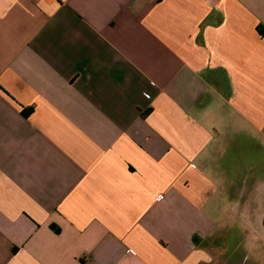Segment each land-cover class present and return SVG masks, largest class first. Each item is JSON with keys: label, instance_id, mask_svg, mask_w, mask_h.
Listing matches in <instances>:
<instances>
[{"label": "crops", "instance_id": "0c3cea01", "mask_svg": "<svg viewBox=\"0 0 264 264\" xmlns=\"http://www.w3.org/2000/svg\"><path fill=\"white\" fill-rule=\"evenodd\" d=\"M218 262L264 264V0H0V264Z\"/></svg>", "mask_w": 264, "mask_h": 264}, {"label": "rangeland", "instance_id": "374dc122", "mask_svg": "<svg viewBox=\"0 0 264 264\" xmlns=\"http://www.w3.org/2000/svg\"><path fill=\"white\" fill-rule=\"evenodd\" d=\"M236 258H238V255H236ZM250 260V259H249ZM216 264V263H215ZM217 264H221V262H218ZM235 264H237V263H235Z\"/></svg>", "mask_w": 264, "mask_h": 264}, {"label": "built area", "instance_id": "2783aa9c", "mask_svg": "<svg viewBox=\"0 0 264 264\" xmlns=\"http://www.w3.org/2000/svg\"><path fill=\"white\" fill-rule=\"evenodd\" d=\"M159 198H161V196H159Z\"/></svg>", "mask_w": 264, "mask_h": 264}]
</instances>
